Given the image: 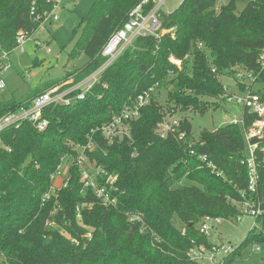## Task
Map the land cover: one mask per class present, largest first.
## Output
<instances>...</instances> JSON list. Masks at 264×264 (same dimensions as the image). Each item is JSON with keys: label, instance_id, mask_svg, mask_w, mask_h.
<instances>
[{"label": "trees", "instance_id": "1", "mask_svg": "<svg viewBox=\"0 0 264 264\" xmlns=\"http://www.w3.org/2000/svg\"><path fill=\"white\" fill-rule=\"evenodd\" d=\"M144 1L97 0L81 23L82 37L69 54L65 80L44 85L19 102L0 101V118L29 109L38 95L67 80L79 83L100 68L103 47ZM218 1L183 0L176 11L163 13L162 27L172 31L160 39L136 38L84 100L48 107L43 117L49 125L43 133L26 121L0 134V264H195L188 251L208 244L197 230L200 220L239 214L229 198L239 200V191L248 183L241 129L226 125L205 130L195 141L189 121L179 119V128L187 134L180 142L172 135L162 139L157 128L167 113L173 117L177 111L205 112L208 99L223 94L221 75L233 76L239 68L259 71L264 0H251L239 13L233 0L220 9ZM53 6V0H0V50L12 53L20 32L28 38L35 33L39 21L31 16L33 7L42 15ZM171 56L182 61L181 69L169 61ZM81 57L87 59L82 68L67 70ZM258 82L264 84V73ZM156 84L172 88L167 112L154 96L140 118L129 124V137L106 141L98 128ZM89 139L96 144L91 162L117 177V206L106 207L93 191L84 189L74 165L68 186L45 200L61 158L75 156V146ZM201 155L223 176L208 169L198 159ZM260 187L264 198L262 174ZM78 206H84L80 220ZM257 231L251 229L224 264H236L248 246L264 243V230Z\"/></svg>", "mask_w": 264, "mask_h": 264}, {"label": "built area", "instance_id": "2", "mask_svg": "<svg viewBox=\"0 0 264 264\" xmlns=\"http://www.w3.org/2000/svg\"><path fill=\"white\" fill-rule=\"evenodd\" d=\"M167 0H145L136 6L129 14L127 21L123 26L111 35L101 51L102 57L105 59L103 65L93 72L90 76L79 83L74 81H66L59 87H54L49 91L35 97L29 109H21L17 113L9 114L0 118V134L9 127H19L24 122L32 123L36 130L43 133L49 121L43 117L44 111L55 104L70 105L74 100H84L86 94L98 82L103 72L112 65L122 52L132 44L138 37H154L160 39L172 30H165L162 27L161 16L163 13L167 15L172 13L167 9ZM183 1V0H182ZM181 1V3H182ZM61 0H53L54 6L52 11L37 15L35 8L31 10V16L39 21L35 33L38 30L45 31L46 21L52 17L54 21H58L59 17L56 10L59 8ZM34 33V34H35ZM33 34V35H34ZM32 35V36H33ZM31 36V37H32ZM29 39L23 32L17 37V47H22L25 41ZM41 46V43H37ZM202 45L199 46V49ZM11 53L0 50V92L4 91L6 84L3 73L10 67ZM169 61L178 69H181L182 61L171 56ZM257 63L259 71L254 73L244 68L234 70L233 82L238 93L231 91V87L223 84V94L220 100L233 103L243 108L241 116H227V125L237 126L241 129L245 151L242 164L248 169V183L245 190L239 191L240 199L230 202L236 205L239 214L237 221L241 217L247 216L254 219L255 223L252 229H257V222L264 217V198L260 194L261 174L264 175V90H257L256 86L264 88V84L258 82V77L264 73V49L258 55ZM212 72L216 73V69L212 68ZM72 82V83H69ZM159 84H156L129 100L125 104L120 114L114 116L110 121L101 125L98 132L109 143H113L116 139H122L130 136L129 124L138 120L141 111L153 101ZM71 95H74L70 97ZM169 121H161L157 124L160 137L166 139L169 136H175L178 141L185 142L187 134L179 128L178 119H166ZM96 144L94 140L89 139L86 145L78 144L75 146V156L65 155L61 158L57 167L56 174L52 177V186L50 191L45 195L44 199L49 200L51 197H57L61 189L68 186L70 179V169L74 165L78 168L81 182L84 189L93 191L97 198L101 200L106 207H116L118 204L115 192L117 177L108 175L101 167L95 166L91 162L89 154L94 152ZM191 155H195L192 151ZM208 169L218 176H223L215 164L209 160L206 155L198 158ZM63 177V179H62ZM61 181L58 186L57 182ZM84 206L77 207V219L82 218L81 210ZM234 218L226 220L224 218L205 216L197 225L198 232L208 239L207 245H194L188 251V258L195 264H224L225 259L235 251L231 244L219 242H210L211 234L223 223H231ZM47 225H52L47 223ZM90 236V235H88ZM75 242L74 240H72ZM256 252H260V247L255 248Z\"/></svg>", "mask_w": 264, "mask_h": 264}, {"label": "rangeland", "instance_id": "3", "mask_svg": "<svg viewBox=\"0 0 264 264\" xmlns=\"http://www.w3.org/2000/svg\"><path fill=\"white\" fill-rule=\"evenodd\" d=\"M181 1L167 0L164 9L174 12L179 8ZM230 1L232 0H219L217 9L227 5ZM233 1L237 13H239L244 10L251 0ZM96 2L97 0H61L59 8L56 10L59 17L58 21H54L52 17L48 18L45 31L38 30L25 41L22 47L12 51L9 59L10 67L3 73L6 88L0 92V101L13 99L19 102L30 97L44 85L61 83L65 80V66L68 63L69 54L82 37L83 26H81V23L91 14ZM38 42L41 43V46L37 45ZM86 63L87 59L81 57L71 62L67 70L80 69ZM220 81L222 84L230 86L231 91L238 93L232 76L225 73L220 76ZM171 89L170 85L160 84L155 94L156 102L165 112L168 110L167 98L168 91ZM256 89L264 90L261 86H256ZM206 105L207 109L203 113L192 109L188 112L177 111L173 116L174 118L167 113L164 120L169 121L166 120L167 118L178 120L186 118L191 124L194 140L198 141L203 131L213 132L225 127L228 121L227 116L237 115L240 117L243 110L238 105L220 99H208ZM60 182H57V186L61 184ZM236 219H238V216L234 217L232 224L225 222L220 225L215 233L211 234L210 242H224L237 248L250 233L255 221L247 216L241 217L240 221ZM178 227L183 229V224L178 223ZM257 230V232L264 230L263 220L257 222ZM257 246L260 247V252L255 251ZM256 260L264 261V243L248 246L243 251L242 256L237 259L236 264Z\"/></svg>", "mask_w": 264, "mask_h": 264}]
</instances>
